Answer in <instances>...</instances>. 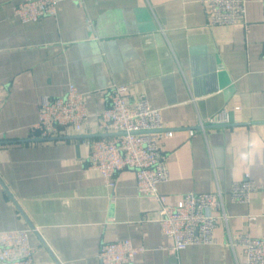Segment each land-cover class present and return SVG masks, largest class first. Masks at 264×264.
I'll return each instance as SVG.
<instances>
[{
    "label": "crops",
    "instance_id": "1",
    "mask_svg": "<svg viewBox=\"0 0 264 264\" xmlns=\"http://www.w3.org/2000/svg\"><path fill=\"white\" fill-rule=\"evenodd\" d=\"M21 1L0 0V230L30 229L31 264H100L101 244L124 238L140 249L126 264H243L233 239L264 238L261 0H247L246 23L221 25L209 23L203 0H63L28 22L14 12ZM69 83L84 93L87 125L38 138L41 102ZM113 83L128 85L130 103L144 94L174 132L162 142L166 204L187 191L223 192L228 217L214 243L176 253L160 203L137 193L134 171L111 187L90 166L87 141L108 135L98 115ZM221 109L230 123L200 127ZM245 175L257 188L248 203L234 201L232 184Z\"/></svg>",
    "mask_w": 264,
    "mask_h": 264
},
{
    "label": "built area",
    "instance_id": "2",
    "mask_svg": "<svg viewBox=\"0 0 264 264\" xmlns=\"http://www.w3.org/2000/svg\"><path fill=\"white\" fill-rule=\"evenodd\" d=\"M61 1L22 0L15 5L14 12L22 22L36 21L43 16L54 15ZM203 1L208 7V21L212 25L247 22V0ZM261 3L264 21V0ZM127 91V84L113 83L108 88L107 107L98 115L101 127L108 135L87 141L90 166L111 187L115 186L116 175L121 170L134 171L137 193L160 203L161 228L165 235L173 238L176 253L191 244L214 243L218 219L228 217L224 211L223 192L220 189L214 192L187 191L176 205L165 203L157 189L159 183L169 179L162 142L174 132L164 128L161 110L151 106L144 94L130 103ZM89 118L84 93L74 83H69L64 95L41 102L39 119L33 129L38 138L62 137L82 131ZM230 122L227 109H221L207 122H201L200 127ZM256 188V182L245 175L232 184L230 197L234 201L248 203ZM256 217L251 215L250 219ZM29 233L28 228L0 230V264L32 263L34 246ZM232 245L243 249V264H264V238L242 232L233 239ZM139 250L131 239L124 238L103 242L98 257L100 264H126L135 259Z\"/></svg>",
    "mask_w": 264,
    "mask_h": 264
},
{
    "label": "water",
    "instance_id": "3",
    "mask_svg": "<svg viewBox=\"0 0 264 264\" xmlns=\"http://www.w3.org/2000/svg\"><path fill=\"white\" fill-rule=\"evenodd\" d=\"M1 142H4V141H3V140H0V143H1Z\"/></svg>",
    "mask_w": 264,
    "mask_h": 264
}]
</instances>
